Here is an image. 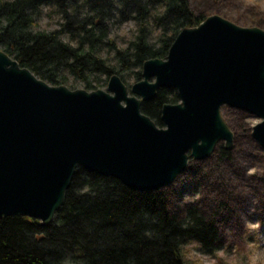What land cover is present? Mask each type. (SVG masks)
Instances as JSON below:
<instances>
[{"label":"water","instance_id":"obj_1","mask_svg":"<svg viewBox=\"0 0 264 264\" xmlns=\"http://www.w3.org/2000/svg\"><path fill=\"white\" fill-rule=\"evenodd\" d=\"M128 87L116 73L105 89L51 85L0 49V217L49 224L74 171L112 176L156 190L233 132L221 108L259 118L251 137L264 150V30L218 14L184 27L165 58L143 62ZM159 88L177 91L161 109L163 126L142 113Z\"/></svg>","mask_w":264,"mask_h":264},{"label":"trees","instance_id":"obj_2","mask_svg":"<svg viewBox=\"0 0 264 264\" xmlns=\"http://www.w3.org/2000/svg\"><path fill=\"white\" fill-rule=\"evenodd\" d=\"M44 6L61 14L59 28L35 27ZM205 18L189 0H0V49L51 85L66 81L65 70L91 90L98 86L90 77L100 73L104 83L116 73L128 86L126 74L140 80L145 60L165 58L180 30ZM126 20L134 21L135 33L118 47L109 37L111 26ZM102 45L109 46L111 59L101 53ZM178 101L175 89L159 88L140 108L161 127L162 106ZM231 151L220 144L217 158L228 160ZM202 174L197 166L198 181ZM172 190L139 191L77 167L49 224L24 215L0 217V264H187L182 250L190 241L214 252V220L197 203L171 207Z\"/></svg>","mask_w":264,"mask_h":264},{"label":"rangeland","instance_id":"obj_3","mask_svg":"<svg viewBox=\"0 0 264 264\" xmlns=\"http://www.w3.org/2000/svg\"><path fill=\"white\" fill-rule=\"evenodd\" d=\"M189 4L205 16L218 14L240 26H257L264 30V0H189ZM62 22L58 11L44 6L35 27L51 30L59 28ZM135 29L132 20L116 21L109 37L118 47H125ZM63 38L68 40V35L64 34ZM101 53L109 59L113 54L107 45L101 46ZM63 73L66 77L63 84L68 88L91 90L86 88L83 80L65 70ZM105 77L100 73L90 80L93 85L105 89ZM125 80L128 86L132 84L133 74H126ZM221 115L229 124L235 122L237 126L235 129L229 127L233 132L231 157L224 161L217 158V147L223 144L219 141L210 156L188 162L186 170L165 186L168 190L173 189L170 191L171 207L197 203L218 229L214 252L205 251L193 241L183 246L182 254L187 264H232L234 260L243 264L242 258L246 257L247 250L254 247L253 240H258L264 250V150L251 137V127L259 118L225 107L221 108ZM197 166L203 172L201 181L194 176ZM253 224L260 226L259 233L249 236ZM64 264L82 263L68 259Z\"/></svg>","mask_w":264,"mask_h":264},{"label":"clouds","instance_id":"obj_4","mask_svg":"<svg viewBox=\"0 0 264 264\" xmlns=\"http://www.w3.org/2000/svg\"><path fill=\"white\" fill-rule=\"evenodd\" d=\"M45 11H47V9H45ZM259 227L258 224H253V232H250L248 235L253 236L254 234H258ZM251 242L254 244V247L247 250L246 257L242 258L243 264H264V250H262V246L259 244L258 240H253ZM232 264H241V261L234 260Z\"/></svg>","mask_w":264,"mask_h":264}]
</instances>
